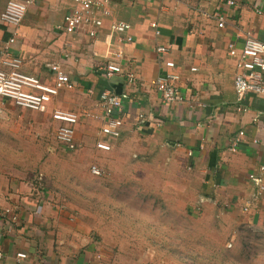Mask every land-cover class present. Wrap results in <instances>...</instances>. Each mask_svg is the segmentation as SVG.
<instances>
[{"label": "crops", "instance_id": "crops-1", "mask_svg": "<svg viewBox=\"0 0 264 264\" xmlns=\"http://www.w3.org/2000/svg\"><path fill=\"white\" fill-rule=\"evenodd\" d=\"M7 1L0 0V12ZM97 1L89 19L68 33L62 24L72 1L30 0L9 54L21 59L20 72L44 85H53L49 65H57L73 87L59 88L45 112L0 98L1 117L33 118L39 135V123L53 109L75 112L79 146L74 151L83 153L69 162L74 167L110 157L124 161L120 169L125 161L142 167L149 172L145 176L191 169L200 183L198 197L224 203L235 216L254 213L264 224V172L258 167L264 164V99L248 93L238 102L236 59L228 54V44L240 50L247 35L264 41V0H233V5L227 0ZM215 11L225 12L222 27L206 16ZM117 20L130 28L112 31ZM9 36L11 28L0 24V49ZM161 44L171 46L179 102H164L155 87L164 72L155 51ZM108 64L119 71L108 72ZM103 90L121 98V135L110 141V152L95 145L107 139L101 132ZM52 121L58 127L59 121ZM50 162L0 161V264H106L91 226L70 217L73 204L52 185ZM251 173L259 180H251Z\"/></svg>", "mask_w": 264, "mask_h": 264}, {"label": "rangeland", "instance_id": "rangeland-1", "mask_svg": "<svg viewBox=\"0 0 264 264\" xmlns=\"http://www.w3.org/2000/svg\"><path fill=\"white\" fill-rule=\"evenodd\" d=\"M34 122L0 114V161H51L52 185L73 204L70 217L91 226L106 264H264L258 215L235 216L224 203L198 197L191 169L145 176L142 167L134 166L135 172L125 161L120 169L124 161L110 157L74 167L69 162L79 161L83 151L71 155L59 145L51 117L38 122L39 135Z\"/></svg>", "mask_w": 264, "mask_h": 264}, {"label": "built area", "instance_id": "built-area-1", "mask_svg": "<svg viewBox=\"0 0 264 264\" xmlns=\"http://www.w3.org/2000/svg\"><path fill=\"white\" fill-rule=\"evenodd\" d=\"M70 1L74 6L65 14L64 23L62 24L68 33L73 32L83 22L87 21L91 15L92 7L98 3L97 0ZM226 3L233 5L234 1L227 0ZM29 4L30 0H8L4 10L0 12V24L11 28V36L0 49V98L3 101H12L20 107L45 112L58 89L61 87L71 89L73 83L67 74L59 70L57 65H49V68L55 72V80L53 85H44L36 77L20 72L21 59L10 56L9 44L15 40L17 30ZM206 16L213 19L217 27L223 26L225 21L224 11H215ZM100 22V19H94L92 23L100 26ZM110 28L115 32H124L130 28V25L122 20H117L111 22ZM89 34L93 36L95 31L90 30ZM170 50V45L161 44L155 47V51L158 57L162 58L164 65V72L156 78L155 87L166 103L181 100L177 87L179 74L174 71V61L168 58ZM228 54L236 59L233 84L238 102H241L248 93L264 99V41L247 35L240 50H237L233 43H229ZM106 68L108 72L119 71V67L115 64H108ZM99 100L106 118L105 124L101 127V132L107 139L98 140L96 147L101 150H109L111 148L110 141L121 135L122 119L119 115L121 98L112 91L103 90L99 94ZM51 117L59 121L55 133L57 140L65 145L67 149L75 150L79 146L75 140V125L78 122L77 113L69 110L53 109ZM258 167L261 172H264V164ZM97 170L95 166H92L91 172L99 173ZM248 177L251 180H259V177L253 173L249 174ZM2 222L3 219L0 217V231L3 226ZM17 256L24 257L25 254L17 253ZM2 257L3 253L0 250V259Z\"/></svg>", "mask_w": 264, "mask_h": 264}]
</instances>
